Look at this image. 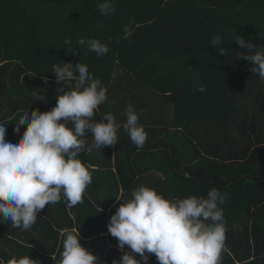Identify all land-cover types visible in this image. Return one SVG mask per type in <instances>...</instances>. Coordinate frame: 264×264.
Here are the masks:
<instances>
[{
  "label": "trees",
  "instance_id": "16d2710c",
  "mask_svg": "<svg viewBox=\"0 0 264 264\" xmlns=\"http://www.w3.org/2000/svg\"><path fill=\"white\" fill-rule=\"evenodd\" d=\"M100 2L0 0V121L10 122L5 140L19 138L11 130L22 111L55 106L60 85L51 66L60 61L86 64L107 86L94 121L131 104L148 140L138 150L120 127L116 145L79 153L92 176L83 202L70 208L61 196L28 230L0 220V258L29 254L39 264H56L59 230L76 227L81 245L101 264L118 262L117 239L107 230L120 204L116 197L121 189L130 194L139 175L154 169L167 177L164 185L189 193L183 197L206 196L211 188L226 193L222 264H264V81L236 58L243 50L232 41L236 32L264 45V0H115L111 16L100 14ZM125 25L132 35L119 39ZM216 35L222 38L216 48L227 56L209 45ZM81 38L105 43L108 54L98 58L87 43L78 45ZM72 83L62 85L67 90ZM198 83L205 92L195 90ZM148 106L153 109L143 112ZM92 139L87 133L88 145ZM149 160L150 169L139 166Z\"/></svg>",
  "mask_w": 264,
  "mask_h": 264
},
{
  "label": "clouds",
  "instance_id": "9594fccd",
  "mask_svg": "<svg viewBox=\"0 0 264 264\" xmlns=\"http://www.w3.org/2000/svg\"><path fill=\"white\" fill-rule=\"evenodd\" d=\"M97 8L101 15L111 16L115 0H101ZM132 31L125 25L119 39H129ZM232 41L243 50L236 58L249 62L250 72L264 81V45L257 46L236 32L232 33ZM77 43L80 46L87 43L89 51L98 58L109 52L107 45L97 39L81 38ZM221 43V36L216 35L209 45L227 56L225 48H216ZM65 45L70 46L71 40H65ZM64 48L78 56L75 49ZM51 73L60 85L55 90L56 103L51 110L22 111L13 128V132L20 134L16 140H5L10 122L0 121V220L10 221L13 227L22 230L30 229L37 213L59 202L61 196L70 208L83 202L92 176L79 153L116 145L120 127L138 150L148 140L131 104L126 108V122L122 125L117 124L110 112L98 122L92 119L106 101L108 89L89 72L86 64L60 61L52 64ZM65 81L73 82L67 90L62 85ZM195 90L205 92L206 87L198 83ZM22 125L26 127L21 133ZM89 132L93 138L91 146L86 140ZM116 199L120 204L110 216L107 230L117 239L119 249L127 246L131 252H123L120 260L112 264H147V254H154L159 264H222L227 228L221 205L227 199L226 193L211 188L206 196L168 199L152 187L140 185L128 195L121 189ZM59 235L62 250L59 260L53 257L56 264H101L79 242V228L65 227L59 230ZM132 253L139 254V259ZM0 264H39V261L29 254L13 255L7 261L0 258Z\"/></svg>",
  "mask_w": 264,
  "mask_h": 264
},
{
  "label": "crops",
  "instance_id": "0c3cea01",
  "mask_svg": "<svg viewBox=\"0 0 264 264\" xmlns=\"http://www.w3.org/2000/svg\"><path fill=\"white\" fill-rule=\"evenodd\" d=\"M147 104H150V103H147ZM157 109H160L158 108V106H156ZM147 109H153L151 106H148L146 109H144L143 112H147ZM116 118V122L117 124H120V122L122 120L126 121V116H125V111L123 113H120V115L118 116H115ZM15 127V126H14ZM12 127V130H11V133L14 134L15 132H13V128ZM21 130V128H20ZM19 139V138H18ZM92 145V142L89 146ZM152 160H149V161H142V162H139V166L141 168H144V169H150V167L152 166ZM189 176V174H187ZM139 180V186L140 185H147L149 187H152L153 186L155 187V190L158 191L159 193H162L164 195L165 198H167V196H173V197H178V198H184L183 196L189 194V193H183L184 191H182L183 189H178V188H175V187H170V186H167L168 184L165 183V185L163 184L164 182H166L167 180V177L165 175H163L162 173L160 172H155L154 169H150L148 170L147 172L139 175V177L137 178V181ZM158 184V186H157ZM194 186V184H192V187ZM185 190V189H184ZM184 194V195H183ZM107 238V236H106ZM93 244V243H92ZM113 248L112 245H110V248L111 249ZM121 254H123V252L125 251H128V252H131V250L129 248L126 249H120L119 250ZM135 257L138 256L139 257V254H135V253H132ZM147 254V253H146ZM149 255V258L152 259V261L154 262V264H159V262L156 260L155 258V255L154 254H147ZM149 262V260H148Z\"/></svg>",
  "mask_w": 264,
  "mask_h": 264
}]
</instances>
